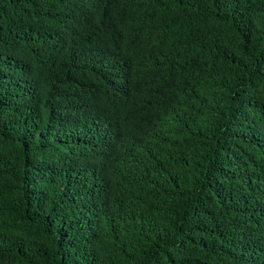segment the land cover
Returning a JSON list of instances; mask_svg holds the SVG:
<instances>
[{
	"label": "trees",
	"instance_id": "1",
	"mask_svg": "<svg viewBox=\"0 0 264 264\" xmlns=\"http://www.w3.org/2000/svg\"><path fill=\"white\" fill-rule=\"evenodd\" d=\"M0 264H264V0H0Z\"/></svg>",
	"mask_w": 264,
	"mask_h": 264
}]
</instances>
